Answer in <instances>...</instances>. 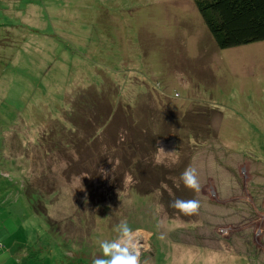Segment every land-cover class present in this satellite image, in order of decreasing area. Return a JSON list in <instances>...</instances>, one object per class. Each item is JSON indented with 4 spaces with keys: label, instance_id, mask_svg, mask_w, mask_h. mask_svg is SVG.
Wrapping results in <instances>:
<instances>
[{
    "label": "rangeland",
    "instance_id": "rangeland-1",
    "mask_svg": "<svg viewBox=\"0 0 264 264\" xmlns=\"http://www.w3.org/2000/svg\"><path fill=\"white\" fill-rule=\"evenodd\" d=\"M42 5L38 14L24 6L17 12L14 4L0 19L11 22L0 25V42L12 35L19 42L26 33L33 51L34 39H51L57 55L81 62L69 85L55 83L56 104L90 93L95 112L90 117L69 100L70 107H57L60 114L42 104L31 113L24 80L15 76L28 67L35 72L21 44L24 62L14 59L12 80L0 77V264H93L103 258L100 242L115 240L123 222L138 242L139 264H264V41L218 48L194 0ZM92 12L104 27V46L120 57L117 74L90 60L99 43L80 33L90 28ZM19 20L26 26L18 31L12 26ZM38 54L33 61L40 62ZM60 61H45L42 73ZM108 103L113 116L98 118ZM24 110L42 121L35 132L42 148L26 138V122H15ZM158 148L168 152L160 164ZM186 168L196 169L200 191L180 181ZM29 185L30 196L22 189ZM176 199L198 200V214H181L171 206Z\"/></svg>",
    "mask_w": 264,
    "mask_h": 264
},
{
    "label": "trees",
    "instance_id": "trees-1",
    "mask_svg": "<svg viewBox=\"0 0 264 264\" xmlns=\"http://www.w3.org/2000/svg\"><path fill=\"white\" fill-rule=\"evenodd\" d=\"M17 1L19 2L15 3V8H17V6L18 7L24 6V9L36 8L38 14H39V9H42V6H43L42 4H44V0L41 3L39 2V0H17ZM21 1H25L23 2V6L20 3ZM194 4L200 16L202 17L205 26L207 27L212 37L214 38V41L218 48H221V49L232 48V47L250 44V43H254L258 41H264V0H194ZM20 7L16 9V11L24 10V9H20ZM5 10L6 9H3L4 12H6ZM22 15H24V13H21L19 19H21ZM97 17H99L97 16V12L96 13L92 12L91 18L93 22L90 24L91 25L90 28H86V31L80 34L81 35L88 34V36H90V39H87L89 42H93L94 44L99 43V46H98L99 49L94 54H89L90 60L94 59V60H97L96 62H99L102 64L104 63V65L109 66L110 69L113 68L117 74V72H119L120 70V67L118 68L119 64L116 63L115 60L120 57L114 52V49H112L113 48L112 45H110L109 50L106 49V47L104 46V42L107 41V38L104 37L102 30H101L104 27L103 28L100 26L98 27V25L96 24L97 19H98ZM9 21L10 20L6 22L8 24L2 23L0 25L4 26L5 28H9L10 23H11ZM15 22H18L17 23L18 25L12 26V27H18V31L19 29H23L26 26V23L22 22L21 20L15 21ZM35 26H38L37 21H36ZM27 30L32 33H36L37 36H34V37H40V35L37 33V30H38L37 27H32L30 25ZM6 35H12V33L10 34V32L6 31ZM26 36L27 34L25 33L23 35V38L20 39L19 42L15 41V39L17 38L13 35L11 36L13 40H7L8 42H5V43L0 42V44L4 46L10 45V47L12 48L8 54H5L3 52L4 50H6V48L0 49L3 52V53H0V74H1L0 77H3V75L8 74L10 76L9 79L12 80L13 77L10 71L11 65L14 63L15 60L18 62H24V60L21 57L24 55V52L27 51V53H29L30 55V58L32 59V65H33V69L35 70V72H32L28 67V69L22 70V72L20 71V72L15 73V76H17L16 79H18L19 81L24 80L23 82L26 85V90L29 93L28 104L30 105V108H31L30 112L34 113L32 112L34 110V106H38L42 104L43 106L47 108L46 110L47 112H52L51 114H55V112L58 111L60 114V111L57 109V107L62 106L64 110L65 108L70 107L69 100H71L73 101L74 104H79L80 109H85L87 111L90 110V117H92V114L95 108L94 100H96L97 98L92 97L93 95L91 96L90 93L89 95H86V97L80 94L79 97L76 96V98H73L74 94H76L74 93L70 95V97L68 96L69 98L66 101L64 98L60 97L58 98L57 104L54 100L55 91H56L55 83H58V84L66 83L69 85V83H71V80H72L71 77H75L76 75L75 73L72 72V70L77 69L78 67H80L81 69V66H79L81 65V62L79 60L71 59L70 57H66V59H63L60 54L57 55V53L55 52L57 51V47L52 42L51 39L45 40V42L42 40L34 39L33 40L34 43L31 47L34 50L32 51V49L30 50V47L28 46L29 42L26 41L28 40L26 39ZM74 40L77 41V39H74ZM25 41L27 42V46H25L26 44ZM22 43L24 45V52H21V50L19 51ZM43 43H45L44 49L39 47V45ZM68 50H70V48H68ZM38 52L42 54L41 55L42 57H44V53L46 52V60L41 57V60H40L41 63L38 61H33V60H38L40 56ZM102 57L104 60H101ZM59 59H61L60 62L63 64L62 66L66 69V71H70V72H66V75L63 76L62 72L64 70H62V66H61L60 68L54 67V70L52 73H50L49 70H47L46 73H42L43 70L40 68L42 67L45 61L54 62V61H58ZM77 65L78 67L73 69V66H77ZM84 65L86 66V64ZM44 67H46V65ZM51 67L53 66L51 65L48 68H51ZM90 68H92L91 64H90ZM129 68L127 67V70ZM87 69H88V66H86L85 71H87ZM23 72H27V73H25L24 75ZM36 75H40V76H36ZM35 80L36 81L40 80L41 82L45 84L42 85L40 82L37 87H34ZM0 88L4 89V87H0ZM38 91H41V92L37 95ZM87 96H90V97H87ZM23 99L24 98L22 97L21 100L23 101ZM108 104H109V107L111 106V109L106 111L103 108L104 113L98 112L99 114L98 118L102 117V114H105L108 119L110 115L113 116L112 105H110V103ZM27 105H26V108L28 109ZM35 112H37L36 109H35ZM28 115L29 114L25 110L22 111L21 114H19L15 118V122H21V124H24V122H26V126L28 128L26 132L27 134H30V136L27 135L26 138L27 139L34 138L36 142H34L33 146L42 148L43 141L42 142L40 141L42 137H38L37 135H35L36 129L39 128L38 124L42 121L40 122L36 121L34 116L30 118ZM48 117L46 116V118ZM107 118L103 120L104 122L103 126L105 125V122L108 121ZM18 128L19 127H14V129H18ZM22 128H23V125H22ZM99 128H100V125L96 127V131ZM133 143H135L134 151H136V153H139L138 152L139 150H137V143L135 141H133ZM145 149H146V145L143 147V151ZM133 154L134 153L131 152L130 161H127V163L125 164V168L131 167V163H132L131 158ZM22 189L28 196L32 194L30 185L29 187L22 186ZM147 190L148 189L144 190L141 193L142 194L150 193ZM33 193H35L33 194L35 195L34 197H37L38 194L36 192H33Z\"/></svg>",
    "mask_w": 264,
    "mask_h": 264
},
{
    "label": "clouds",
    "instance_id": "clouds-1",
    "mask_svg": "<svg viewBox=\"0 0 264 264\" xmlns=\"http://www.w3.org/2000/svg\"><path fill=\"white\" fill-rule=\"evenodd\" d=\"M120 139H124V135L121 134ZM166 151L158 148V152L155 157L157 164L163 163L167 157ZM179 157H175L172 163H177ZM127 181L132 182V177L128 176ZM180 181L184 187L191 189L195 192L200 191V184L197 178V172L195 168H186L180 175ZM179 187V185H177ZM173 208L178 209L179 212L186 216L197 215L200 202L195 199L173 201ZM118 237L115 240H104L100 242V249L102 250L103 258H95L93 264H139L140 249L138 242L133 239V231L128 226L127 222H123L117 228ZM163 239V235L160 237Z\"/></svg>",
    "mask_w": 264,
    "mask_h": 264
},
{
    "label": "crops",
    "instance_id": "crops-1",
    "mask_svg": "<svg viewBox=\"0 0 264 264\" xmlns=\"http://www.w3.org/2000/svg\"><path fill=\"white\" fill-rule=\"evenodd\" d=\"M15 0H0V6L2 7V9H6L5 11L6 12H1V15H0V19L2 18H6V16L10 15L11 12H12V8L14 6V3ZM20 14V12H19ZM21 15V14H20ZM4 16V17H3ZM6 22V21H5ZM3 24H8V23H3ZM3 40H6V39H3ZM2 44H0L1 46ZM0 53H2V51L0 50ZM4 53H5V50H4Z\"/></svg>",
    "mask_w": 264,
    "mask_h": 264
}]
</instances>
